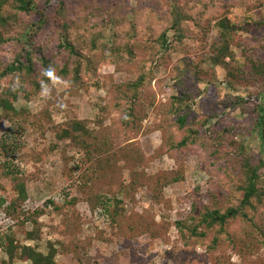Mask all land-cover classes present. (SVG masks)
Here are the masks:
<instances>
[{
  "label": "trees",
  "instance_id": "1",
  "mask_svg": "<svg viewBox=\"0 0 264 264\" xmlns=\"http://www.w3.org/2000/svg\"><path fill=\"white\" fill-rule=\"evenodd\" d=\"M237 5L259 9L264 6V0H175L171 23L161 19L148 27L116 12L88 13L86 7L70 11L65 0L52 8H47L40 0H0V80L5 84L0 91V113L12 123L26 120L28 111L15 107V101L20 97L31 98L47 88L55 77L72 89H79L86 83V76L95 74L104 63L137 64L138 78L128 83L127 89L120 88L121 94L127 93L129 99L120 107L125 134L129 133L138 126L137 108L151 87L154 68L167 64L173 52L184 50L188 45L204 48L215 22L218 36L211 48L215 52V64L230 66L227 84L235 91L243 80L254 84L246 96L228 93L217 103L249 114L250 121L220 129V115L206 109V100L201 102L204 113L199 116L193 110L194 92L185 90L186 76L193 71L197 79H202L205 69L201 68L200 62H191L182 71L186 76L177 80L179 94L173 96L163 109L182 135L176 138L171 133L165 143L169 152L175 154L199 147L206 152L212 165L219 156L225 155L226 166L218 171L226 177L229 191H224L220 185L218 193L211 191L208 194V198H214L212 203L205 197L202 203L192 201L191 209L181 213L175 225L186 246L202 242L213 251L226 240L237 252L254 254L264 247V179L261 173L264 170V56L250 53L258 49L264 53V43L262 39L260 47L256 43L250 48L245 47V68L226 62L227 58H234L232 47L243 43L240 33L246 30L229 16ZM110 25L113 43L107 41L106 28ZM207 72L211 74L210 70ZM55 133L59 139H69L84 154L86 161L90 160V170L85 172L79 192L87 202L98 204L107 211L114 206L112 219L118 225L124 215L125 198L114 193L117 188H122V184L117 179L120 160L112 130L106 128L104 133H98L90 129L85 120L73 119ZM240 133L246 137L254 135L260 140L261 150L255 152L246 140L239 141ZM128 140L124 162L144 165L146 154L141 145L134 143L131 137ZM0 145L8 151L6 138ZM0 169V187H3L4 172L1 166ZM15 169L17 167H8L5 173L16 181L15 196L0 194V213L7 215L20 211V202L28 199L26 183ZM164 176L163 183H158L160 187L180 180L183 174L172 179L169 174ZM144 178L143 174L133 172L131 186L150 184ZM214 178L211 176V180ZM49 203L60 209L56 201ZM44 211L24 212L25 219L18 228L0 233V250L7 254V259H0V264H14L16 260L59 264L56 259L59 249L52 242L49 252L45 253L35 245L22 243L18 235L23 233L28 240L37 239L41 230L38 216ZM28 222L35 228L28 230ZM133 231L132 227L125 233L131 235ZM63 247L64 251L71 250L70 245ZM76 249L79 263L91 264L90 257L81 255L79 248ZM140 260L135 255L132 257L134 264H141ZM260 264H264V258Z\"/></svg>",
  "mask_w": 264,
  "mask_h": 264
},
{
  "label": "rangeland",
  "instance_id": "2",
  "mask_svg": "<svg viewBox=\"0 0 264 264\" xmlns=\"http://www.w3.org/2000/svg\"><path fill=\"white\" fill-rule=\"evenodd\" d=\"M40 1L47 8L60 5V0ZM65 1L70 11L86 7L88 13L116 12L143 27L158 23L161 19L171 23V9L175 2ZM229 16L234 23L245 26L246 30L240 33L243 43L232 47L234 58H227L226 62L243 69L246 67L243 55L245 47L250 48L255 43L260 47L259 41L262 39L264 43V6L249 9L237 5ZM106 31L107 41L113 43L112 25ZM217 36L218 27L214 22L204 48L188 45L184 50L173 52L164 66H154L151 87L137 108L138 126L129 133L125 134L120 111V107L126 105L129 99L127 93L124 96L121 94L120 88L127 89V84L138 78L137 64L117 66L112 62L104 63L95 74L86 76V83L79 89H72L55 77L47 88L31 98L20 97L15 101V107L28 111L26 120L12 123L0 113V144L6 138L8 145V151L0 145V166L4 172L0 194L15 196L16 181L5 175L8 167H17L15 172L24 179L28 193V199L20 202V211L13 215L0 213V233L18 228L17 225L25 219L24 212L45 209L38 216L41 230L37 239L28 240L23 233L18 235L22 243L35 245L45 253L49 252V243L52 242L59 249L56 258L59 264H80L76 247L81 255L90 257L91 264H134V255L141 259V264H260L264 258V247L250 255L237 252L226 240L213 251H209L206 243L202 242L186 246L175 225L181 213L191 209L192 201L202 203L206 198L208 203H212L214 198H208V194L211 191L218 193L220 185L224 191H229L226 177L218 171L226 166L225 155L219 156L212 165L207 160L206 152L199 147L175 154L169 152L165 143L171 133L176 138L182 135L177 125L163 113L164 105L179 94L177 80L186 76L182 71L191 62H200L201 68L205 69L202 79H197L193 71L186 76L185 90L194 92L193 110L199 116L204 113L201 102L206 100V109L220 115L217 117L221 121L218 125L220 129L250 118L249 114H243L239 109L217 103L228 93L246 96L254 85L250 80H243L235 91L227 84L230 66L214 63L215 52L211 46ZM250 54L264 56L261 49ZM4 87V82L0 80V91ZM73 119L85 120L88 127L98 133H104L106 128L114 133V147L119 152L120 160L117 179L122 184V188H117L114 193L125 198L124 215L118 218V225L112 219L114 206L107 211L98 204L87 202L79 192L80 182L85 172L90 170V160L86 161L84 154L69 139H59L55 133L60 126L66 127L68 121ZM129 137L133 138L134 143H139L145 152L144 165L124 162ZM237 139L246 140L255 152L261 150L260 140L254 135L246 137L240 133ZM133 172L143 174L144 181L150 184L131 186ZM261 173L264 179V170ZM166 174L170 179L181 174L183 177L158 186L159 182L163 183ZM211 176L215 178L211 180ZM50 200L56 201L60 209L50 204ZM26 225L28 230L35 228L30 222ZM132 227L133 233L127 235L125 231ZM235 228L240 231L238 225ZM64 245H70L71 250L64 251ZM0 259H7V254L2 250ZM14 264L31 262L16 260Z\"/></svg>",
  "mask_w": 264,
  "mask_h": 264
}]
</instances>
